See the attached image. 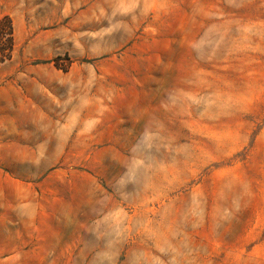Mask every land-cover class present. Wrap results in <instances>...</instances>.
Masks as SVG:
<instances>
[{"label": "rangeland", "instance_id": "1", "mask_svg": "<svg viewBox=\"0 0 264 264\" xmlns=\"http://www.w3.org/2000/svg\"><path fill=\"white\" fill-rule=\"evenodd\" d=\"M0 264H264V0H0Z\"/></svg>", "mask_w": 264, "mask_h": 264}, {"label": "trees", "instance_id": "2", "mask_svg": "<svg viewBox=\"0 0 264 264\" xmlns=\"http://www.w3.org/2000/svg\"><path fill=\"white\" fill-rule=\"evenodd\" d=\"M15 50L14 26L8 15L0 17V64L9 60Z\"/></svg>", "mask_w": 264, "mask_h": 264}]
</instances>
